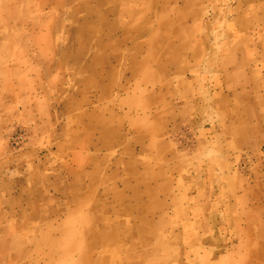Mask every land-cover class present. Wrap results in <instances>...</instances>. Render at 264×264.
<instances>
[{
  "label": "crops",
  "instance_id": "crops-1",
  "mask_svg": "<svg viewBox=\"0 0 264 264\" xmlns=\"http://www.w3.org/2000/svg\"><path fill=\"white\" fill-rule=\"evenodd\" d=\"M69 3L97 49L60 101L63 127L53 110L22 166L0 173V264H16L10 238L55 200L53 147L70 162L69 214L102 237L67 262L264 264V0ZM123 235L141 242H102Z\"/></svg>",
  "mask_w": 264,
  "mask_h": 264
},
{
  "label": "rangeland",
  "instance_id": "rangeland-1",
  "mask_svg": "<svg viewBox=\"0 0 264 264\" xmlns=\"http://www.w3.org/2000/svg\"><path fill=\"white\" fill-rule=\"evenodd\" d=\"M79 14L69 0L66 4L62 0H0V153L2 149L6 152L5 160L0 162V173L4 174L8 165L22 166L19 159L27 154L28 136L37 130L49 132L45 123L53 110L58 120L57 130L64 125L60 101L72 84L77 92L80 90L77 83L80 78L85 80V76H79V69L90 58L85 53L97 49L95 41L87 39L78 28ZM187 130L190 131L177 133L176 139L190 148L195 140L192 131ZM167 135L174 141L170 129ZM45 153L50 170L47 183L52 186L47 189L55 200L47 208L41 206L34 218L22 223L18 233L10 238L13 249L22 247L16 264H49L50 261L53 264L62 260L63 253L71 252V246L78 249L85 240L94 246L101 243L102 237L90 229L86 236V226L80 225L77 215L69 214L72 209L67 200L75 192H69L72 178L67 168L70 163L67 153H57L55 147L42 155ZM3 205L5 196L0 195V207ZM71 229L75 230L74 235L68 233ZM139 238L123 235L120 242L125 245L131 240L136 245L141 242ZM102 242L106 243V236ZM125 253L134 257L133 251ZM123 259L121 264L129 263L126 257Z\"/></svg>",
  "mask_w": 264,
  "mask_h": 264
},
{
  "label": "bare ground",
  "instance_id": "bare-ground-1",
  "mask_svg": "<svg viewBox=\"0 0 264 264\" xmlns=\"http://www.w3.org/2000/svg\"><path fill=\"white\" fill-rule=\"evenodd\" d=\"M69 233V232H68ZM118 240H120V238L118 239ZM118 240H116V239H113L112 237H108V238H106V243H108L107 244V246H108V248H110L111 250L112 249H116L117 247H115V246H117V245H119L120 246V241L118 242ZM81 241V240H80ZM71 250H77V248L76 247H74V246H71V247H69ZM48 251H50V249L48 250ZM72 252H66V253H63V258H62V260L61 261H59V260H56L55 261V263L56 264H79V263H75V262H73V261H69V262H67V260H68V255L69 254H71ZM108 254H112V255H114V254H116L115 252H113V251H111V252H109ZM107 254V255H108ZM112 257L113 256H110L108 259H101V258H99L97 261H94L93 262V264H107L108 263V260H109V262L111 263V260L113 261V259H112ZM49 259H50V257H49ZM87 263V262H86ZM49 264H51V262H49ZM111 264H114V263H111Z\"/></svg>",
  "mask_w": 264,
  "mask_h": 264
}]
</instances>
